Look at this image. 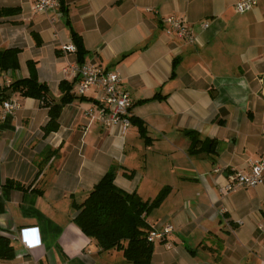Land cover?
<instances>
[{"label": "crops", "instance_id": "obj_1", "mask_svg": "<svg viewBox=\"0 0 264 264\" xmlns=\"http://www.w3.org/2000/svg\"><path fill=\"white\" fill-rule=\"evenodd\" d=\"M235 2L66 0L67 18L59 8L35 12L33 0H0L18 9L0 18V50H19L18 67L0 82L27 77L31 61L53 102L63 80L76 95L77 54L61 48L74 32L85 62L118 73L129 116L148 136L131 120L122 132L98 119L96 87L63 103L47 133L49 106L9 93L18 105L2 118L0 103V234L14 257L0 264H130L73 219L110 167L118 187L144 200L162 194L146 220L172 230L153 242L150 264H264V182L223 189L230 173L264 156V0L246 12ZM169 15L184 19L194 41L166 32ZM203 139L214 140L213 151L199 150Z\"/></svg>", "mask_w": 264, "mask_h": 264}, {"label": "trees", "instance_id": "obj_2", "mask_svg": "<svg viewBox=\"0 0 264 264\" xmlns=\"http://www.w3.org/2000/svg\"><path fill=\"white\" fill-rule=\"evenodd\" d=\"M60 11L67 13L66 0H58ZM16 7H4L0 5V18L17 12ZM68 18V14H66ZM36 38V35L34 34ZM36 38V42H38ZM72 42L76 48L77 62L84 63L86 49L81 37L72 34ZM17 48H4L0 50V74L14 70L18 67ZM30 73L27 77L12 81L10 85L2 88V99L9 98L8 91L17 92L21 96H29L42 100L44 105L49 106V120L44 127L45 133L57 127V117L63 103L77 96L71 90L72 83L63 80L61 83L62 94L59 102H53L48 86L37 77L34 62H28ZM78 98L83 99L84 95ZM10 99V98H9ZM133 123L139 125L141 135L148 139L145 134V126L142 121L130 117ZM193 143L199 141L195 131H187ZM199 150H205L210 145L213 151V139H203ZM193 144V146H194ZM115 167H110L97 183L90 189L82 202L76 205L78 212L74 216L75 224L83 233L94 239L102 250L116 249L130 264H150L153 253V242L147 239L151 226L146 220L148 213L158 204L162 194L152 200H144L135 192L126 191L118 187L114 178ZM6 186L23 189V186L14 180H6ZM14 257V247L11 240L0 234V259Z\"/></svg>", "mask_w": 264, "mask_h": 264}, {"label": "built area", "instance_id": "obj_3", "mask_svg": "<svg viewBox=\"0 0 264 264\" xmlns=\"http://www.w3.org/2000/svg\"><path fill=\"white\" fill-rule=\"evenodd\" d=\"M257 2L258 0H236L234 8L238 12H246L253 8ZM58 8V0H33L35 12H46ZM163 22L166 24V32L169 35H176L182 39L194 41L192 29L186 25L181 17L169 15L163 18ZM206 26L207 23H204L203 27ZM61 48L65 52H75L76 50L73 42L63 45ZM71 73L75 79V92L78 95H83L92 87H96L97 118L107 126L117 125L122 132H126L131 123L129 110L132 99L129 93L121 87L118 73L105 70L93 62L76 63ZM11 83L12 80L7 75H4L3 82H0L2 118L18 105L15 99H2V88ZM86 113L91 118L95 114L93 108H88ZM262 182H264V156L253 161L248 172L230 173L223 189L230 192L239 188L254 187ZM260 228L264 233V220H262ZM171 230V225H167L162 230L151 229L147 234V239L154 242L164 238L165 234L171 232Z\"/></svg>", "mask_w": 264, "mask_h": 264}, {"label": "water", "instance_id": "obj_4", "mask_svg": "<svg viewBox=\"0 0 264 264\" xmlns=\"http://www.w3.org/2000/svg\"><path fill=\"white\" fill-rule=\"evenodd\" d=\"M9 93H11V91H10V90L8 91V94H9Z\"/></svg>", "mask_w": 264, "mask_h": 264}]
</instances>
